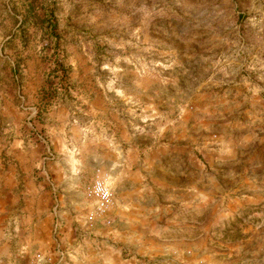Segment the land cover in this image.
<instances>
[{
	"label": "rangeland",
	"instance_id": "rangeland-1",
	"mask_svg": "<svg viewBox=\"0 0 264 264\" xmlns=\"http://www.w3.org/2000/svg\"><path fill=\"white\" fill-rule=\"evenodd\" d=\"M0 264H264V0H0Z\"/></svg>",
	"mask_w": 264,
	"mask_h": 264
},
{
	"label": "crops",
	"instance_id": "crops-1",
	"mask_svg": "<svg viewBox=\"0 0 264 264\" xmlns=\"http://www.w3.org/2000/svg\"><path fill=\"white\" fill-rule=\"evenodd\" d=\"M112 202H113V198L111 199H108V201H107V203L105 204V205H103V210H102V212H104L105 210H107V208L109 207V205H111L112 204ZM104 207H107V208H104ZM108 213H109V211H108ZM41 260V259H40Z\"/></svg>",
	"mask_w": 264,
	"mask_h": 264
}]
</instances>
